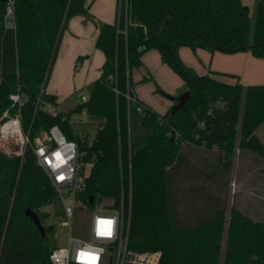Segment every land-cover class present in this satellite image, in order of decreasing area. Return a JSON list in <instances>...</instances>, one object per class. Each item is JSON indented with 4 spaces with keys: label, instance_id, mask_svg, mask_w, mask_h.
<instances>
[{
    "label": "trees",
    "instance_id": "1",
    "mask_svg": "<svg viewBox=\"0 0 264 264\" xmlns=\"http://www.w3.org/2000/svg\"><path fill=\"white\" fill-rule=\"evenodd\" d=\"M5 7L0 0V115L14 111L10 95L19 92L23 127L34 141L58 125L77 142L83 172L89 167L79 197L89 206L101 197L103 205L118 209L123 191L128 248L158 252V264H264V222L234 205L226 218L234 151L264 157L255 133L264 121V83L199 74L179 55L186 46L249 50L264 58V3L257 1L250 14L242 0L122 2L113 22L99 27L94 47L104 59L87 100L55 115L41 108L57 99L46 86L68 22L90 19L89 3L15 0L14 29L6 24ZM148 50L158 51L190 93L173 114L175 101L160 114L134 92L131 73ZM83 111L101 118L92 139L71 126L72 115ZM181 142L198 148L196 159ZM57 199L30 149L22 156L0 149V264H52V227L44 225L42 237L25 209L42 223L48 216L42 208Z\"/></svg>",
    "mask_w": 264,
    "mask_h": 264
},
{
    "label": "built area",
    "instance_id": "2",
    "mask_svg": "<svg viewBox=\"0 0 264 264\" xmlns=\"http://www.w3.org/2000/svg\"><path fill=\"white\" fill-rule=\"evenodd\" d=\"M122 2L125 5L126 0L118 1V15ZM14 4L15 0H7L5 7L6 24L13 29L16 27ZM77 96L81 101H86L88 97L83 94ZM10 98L15 109L13 112L6 109L0 115V149L18 156L24 155L25 151L30 149L36 164L47 175L57 197L64 205L67 242L64 246L52 247L48 255L49 261L52 264H158V252H138L128 248L129 218L125 216L123 207V191L121 207L118 209L106 207L101 201L98 202V198L92 206L83 202L79 194L83 189L84 172L79 160L77 142L68 139L58 125L51 126L48 131L39 134L34 141L23 127L22 96L18 92L10 95ZM127 98L132 99L130 96ZM41 108L53 115L62 111L57 101L47 102ZM79 119V117L71 118L70 122ZM76 132L83 135L82 131ZM68 199H71L72 203L91 208L90 234L86 239L72 235L71 218L74 206L68 204ZM130 202L131 191L128 197L129 207Z\"/></svg>",
    "mask_w": 264,
    "mask_h": 264
},
{
    "label": "rangeland",
    "instance_id": "3",
    "mask_svg": "<svg viewBox=\"0 0 264 264\" xmlns=\"http://www.w3.org/2000/svg\"><path fill=\"white\" fill-rule=\"evenodd\" d=\"M89 17L93 18L91 15ZM63 38L61 39L46 89L48 92H55L61 100L68 97L62 109L69 110L79 102V97L77 95H70L73 91L80 90V93L88 96L89 85L95 76L99 74V68L103 62V53L96 49L92 42L88 44L87 54H82L81 57L76 56L71 61L69 55L71 53L73 54V51H75L76 44L74 40L68 43ZM136 84L137 83H134V86H136ZM148 84H150L151 87L152 85L154 86L153 82ZM160 84L161 83H159V85L156 84V95H160L161 97L168 95L169 93L164 91V87ZM150 85L141 86L140 92L143 91L145 95H148L149 92L147 94L146 89H149L148 86ZM185 90L184 86L181 87V89H178L175 96H179ZM75 117H79L83 121V125L87 126L89 131L88 138L92 139L95 136L101 118L89 115L86 112L74 113L72 118L74 119ZM86 121H89V123H86ZM78 128H80L79 124L76 125L77 131L80 130ZM171 137L175 138L174 135ZM180 147L183 148L191 158L196 159L198 153L196 152L198 149L196 146L181 142ZM88 172L89 167L85 166L84 175L88 174ZM229 178L230 185L227 194L226 218H228L229 208L234 205L239 210L247 213L251 218L264 222V157L248 150L236 149L233 153L232 168ZM67 202L74 206V213L71 218L72 235L84 239L88 238L90 234L91 208L79 203H72L71 199H68ZM42 211L48 214L47 218L42 221V224L52 227L47 235L50 245L52 247L66 245L68 231L64 214V205L61 199L58 198L47 204L42 208Z\"/></svg>",
    "mask_w": 264,
    "mask_h": 264
},
{
    "label": "crops",
    "instance_id": "4",
    "mask_svg": "<svg viewBox=\"0 0 264 264\" xmlns=\"http://www.w3.org/2000/svg\"><path fill=\"white\" fill-rule=\"evenodd\" d=\"M86 1L89 3V15L93 18L85 19L81 16L71 18L62 36L68 43L74 40L76 44L75 51L69 55L71 61L76 56L81 57L82 54H87L88 44L93 42L94 45L100 25L106 21H109L108 23L113 22L116 16V0ZM257 1L259 0H242L248 6L250 14H253ZM260 1L264 3V0ZM179 55L184 63L192 67L199 74L213 71L223 73L224 75H218L217 77L230 83L235 81L243 85L264 83V58L253 56L249 50L226 54L220 50L210 52L202 48L192 50L189 47L182 46L179 48ZM131 78L136 97L160 114H164L173 105L174 101L166 95L163 97L156 95V84L159 85L161 83L160 85L164 87V91L173 96L176 95L178 89L183 87L182 79L162 61L160 54L156 50H148L144 53L142 56V65L132 70ZM143 78H146V80L142 81ZM150 82H153L154 86L152 85L151 87L148 84ZM134 83H137L136 86H134ZM144 84L150 85L148 86L149 89H146L147 94L149 92L148 95H145L143 91L140 92L141 86H146ZM46 92H48L47 89ZM48 93L54 94L57 97L56 101L59 103L62 111H68L62 109L68 97L61 100L55 92L51 91ZM78 94H82L80 90H75L70 95ZM86 123H89V121H86ZM78 124L80 127L78 128L80 129L79 131H82L88 136V128L86 125H83L84 123L81 119L71 122L72 128L76 131V125ZM255 133L259 140L264 143V121L257 126Z\"/></svg>",
    "mask_w": 264,
    "mask_h": 264
},
{
    "label": "water",
    "instance_id": "5",
    "mask_svg": "<svg viewBox=\"0 0 264 264\" xmlns=\"http://www.w3.org/2000/svg\"><path fill=\"white\" fill-rule=\"evenodd\" d=\"M7 1V0H4ZM169 99L175 101V104L172 106L171 109V114H173L179 107L183 106L184 103L188 100L190 93L188 90H185L182 94H180L179 96H171V95H166ZM92 200V198H91ZM98 202L101 201V197H98ZM25 215L28 216L34 223V225L36 226V228L40 231L41 236L43 237L45 235V227L44 225H42L39 217L37 216V214L30 209L29 207H27L25 209Z\"/></svg>",
    "mask_w": 264,
    "mask_h": 264
}]
</instances>
